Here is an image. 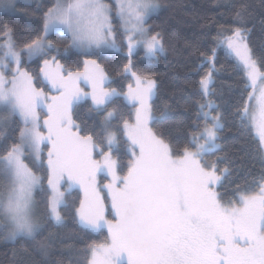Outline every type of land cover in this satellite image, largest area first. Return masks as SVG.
I'll return each mask as SVG.
<instances>
[{"label": "snow or ice", "instance_id": "snow-or-ice-1", "mask_svg": "<svg viewBox=\"0 0 264 264\" xmlns=\"http://www.w3.org/2000/svg\"><path fill=\"white\" fill-rule=\"evenodd\" d=\"M113 6L119 28L113 27ZM9 7L0 0V9ZM158 9L155 0H114L113 5L104 0H55L43 14L40 34L20 49L13 30L0 27V113L6 114L0 115V138H7V124L18 123L16 142L0 155V176L6 181L0 192V234L5 241L35 244L47 254L39 239L45 225L37 216L35 199L37 190H44L43 179L25 162L30 159L46 167L48 221L63 224L60 209L67 206L66 192L79 187L83 196L74 208L79 225L93 233L107 229L108 240L88 249L87 264H264V177L254 181L257 192H240L236 202L225 204L216 190L221 175L215 163L204 162L206 154L219 148L222 124L219 114H211L214 102L199 105L204 126L193 125L188 144L179 152L150 127L156 82L132 72V56L140 48L148 58L163 53L159 33L146 27ZM51 33L69 37L71 47L84 54L126 47L124 72L131 73L135 87L129 84L127 93L107 90L110 81L96 60H85L83 73L64 74L52 57L44 59L40 69L41 82L56 93L47 94L22 64L25 56L31 61L50 53ZM245 40L237 28L225 42L244 71L245 90L251 89L239 112L241 122L254 130L264 152V71ZM211 80L209 73L199 82L205 97ZM81 81L91 87L90 93L82 91ZM120 96L135 109L134 122L125 120L119 129L130 156L123 176L118 175L119 161L112 158L117 134L108 131L116 113L107 111ZM88 98L94 111L104 113L109 151L100 152L102 162L94 158L93 137L81 135L72 119L75 106ZM40 111L45 112L43 124ZM100 172L111 176L109 183H98ZM106 201L111 220L106 218Z\"/></svg>", "mask_w": 264, "mask_h": 264}, {"label": "trees", "instance_id": "trees-1", "mask_svg": "<svg viewBox=\"0 0 264 264\" xmlns=\"http://www.w3.org/2000/svg\"><path fill=\"white\" fill-rule=\"evenodd\" d=\"M161 7L159 13L147 20V28L159 33L164 53L158 58H146L139 50L132 56V70L143 79L156 82V94L152 101L155 117L152 130L179 152L188 144L193 125L203 127L204 120L198 117L199 105L214 102L212 112L221 117L222 129L218 132L219 148L206 154L208 163H215L221 182L216 190L222 202H236L240 192L253 193L258 190L254 181L264 177V153L250 126L242 123L239 112L247 101L246 77L242 67L227 47H219L225 34L230 36L237 28H243L252 57L264 71V0H155ZM55 0L38 3H21L16 13L0 12V27L7 25L13 30L18 49L40 34L43 14ZM119 20L113 14V27L119 28ZM55 49L47 55L55 56L64 66L65 74L84 70L85 60H96L110 81L106 88L126 93L132 83L131 73L124 72L128 63L126 47L118 52L84 54L71 47L70 38L60 33L48 37ZM119 44V39L117 40ZM213 51L215 57L213 58ZM50 57V56H49ZM32 75L38 88L50 92L42 83V58L22 64ZM211 73L208 96L202 95L199 82ZM135 87V81L133 82ZM208 108H205L207 110ZM107 111H115L109 131L116 132L118 145L113 155L119 161V173L126 175L130 159L126 138L121 129L125 120L134 121L133 108L126 104L123 96L115 98ZM72 119L79 126L80 134L91 135L93 142L102 150H109L104 125V113L92 109V102H80L72 111ZM7 138H0V155L16 142L18 123H9L3 128ZM34 172L43 179L44 190L35 194L39 217L45 230L39 237L46 245L47 254L31 243H11L0 239V264H87L88 249L108 240L107 229L93 233L83 229L74 215L82 194L74 190L66 195V207L61 208L62 225H53L47 219L46 167H37L26 160ZM227 169V173L224 172ZM108 181L103 177L101 183ZM106 203H109L106 201ZM107 217L113 218L110 206Z\"/></svg>", "mask_w": 264, "mask_h": 264}, {"label": "rangeland", "instance_id": "rangeland-1", "mask_svg": "<svg viewBox=\"0 0 264 264\" xmlns=\"http://www.w3.org/2000/svg\"><path fill=\"white\" fill-rule=\"evenodd\" d=\"M5 2H7V3H9V5H10V7H9V9L8 10H3V9H0V12H8V13H16V11H17V5L18 4H21V3H38V2H41V0H5ZM104 2L106 3V4H109V5H113V2H114V0H104ZM156 2V1H155ZM157 3V2H156ZM158 4V3H157ZM159 5V4H158ZM160 10H161V7H160V5H159V9H158V11H156L155 13H153L152 15H155V14H157V13H159L160 12ZM113 14H115V8H114V6H113ZM147 27V26H146ZM240 29H242L243 31H244V29L243 28H240ZM52 34V33H51ZM61 34V33H60ZM244 34H245V32H244ZM228 36H230L229 34H225V36L224 37H221L220 38V41H219V47H227V45H226V42H225V40H226V37H228ZM245 37H246V40H245V42L247 43V35L245 34ZM161 42H162V40H161ZM53 43V42H52ZM163 44V43H162ZM53 45H54V43H53ZM53 49H55V45H54V48ZM52 49V50H53ZM77 50V49H76ZM139 50H141V51H143L144 52V50H143V48H140V49H138L136 52H138ZM51 52V51H50ZM106 52H117V51H112V50H108V51H106ZM135 52V53H136ZM118 53H120V52H118ZM164 53V52H163ZM162 53V54H163ZM126 54H127V49H126ZM144 54H145V52H144ZM161 54V53H160ZM230 54H231V56L234 58V59H236L235 58V56L230 52ZM50 56V57H49ZM49 56H45V57H42V67H43V60L44 59H49V60H51L52 59V57H55V56H53V55H49ZM147 58V57H146ZM156 59L158 58V55L155 57ZM36 59V58H35ZM24 60H26V61H29L28 60V58H27V56H25L24 57ZM34 60V59H33ZM89 60V59H88ZM57 61V60H56ZM237 61V60H236ZM58 62V61H57ZM238 62V61H237ZM59 63V62H58ZM60 64V63H59ZM61 65V64H60ZM101 67V66H100ZM22 68L24 69V70H26L27 72H28V70L25 68V67H23L22 66ZM53 68H55V65H53ZM102 68V67H101ZM103 69V68H102ZM62 70H63V72H64V74H65V68H64V66L62 65ZM104 70V69H103ZM85 71V67H84V70L83 71H81L80 73H83ZM132 72H133V70H132ZM29 73V72H28ZM210 72H208V74H209ZM30 74V73H29ZM42 74V73H41ZM207 74V75H208ZM206 77V76H205ZM42 79H43V74H42ZM143 79V78H142ZM135 81V79L133 78V81H132V83H131V85L133 86V82ZM108 84V83H107ZM106 84V85H107ZM106 85H105V88H106ZM79 86H80V88L82 89V91L83 92H88V93H90L91 92V87L89 86V85H86L83 81H81L80 83H79ZM134 87V86H133ZM107 89V88H106ZM107 90H109V89H107ZM46 92V91H45ZM47 94H49V95H51V93H49V92H46ZM127 93V92H126ZM155 94H156V87H155ZM54 95V94H53ZM154 97H155V95L153 96V98H152V100L150 101V103H151V105H152V101H153V99H154ZM86 100H90L91 101V99L90 98H88V99H85V100H82L81 102H83V101H86ZM92 102V101H91ZM133 111L135 112V109L133 108ZM205 111H210L209 109H207V110H205ZM211 114L212 115H217V114H215V113H213L212 112V110H211ZM0 115H6V114H4V113H0ZM44 118H45V112L44 111H40V120H41V124H43V120H44ZM134 119H135V117H134ZM134 122V121H133ZM132 122V123H133ZM152 122L153 121H151L150 122V127H151V124H152ZM203 126H204V124H203ZM44 129L42 128V131H43ZM109 131V130H108ZM253 132H254V130H253ZM255 133V132H254ZM257 137V136H256ZM257 139H258V141H259V138L257 137ZM216 143H217V141H216ZM218 144V143H217ZM96 145V144H95ZM118 145V141H117V143H116V145H114L113 146V149H115L116 148V146ZM113 149H112V152H113ZM43 151H44V159H45V162H46V157H47V147H44V149H43ZM101 151H103V152H105V153H107L109 150H107V151H105V150H102V149H100V148H98V147H96V150L94 151V153H93V155H94V158L95 159H97V160H99V161H101L102 162V160H103V157L100 155V152ZM213 152V151H212ZM211 153V152H210ZM264 153V152H263ZM112 158L113 159H116L115 158V156L113 155V153H112ZM26 163H28L27 161H25ZM204 162L205 163H208V161H207V158H206V156H204ZM29 165V164H28ZM30 167V166H29ZM35 174L36 175H38V176H40L41 178H42V176L40 175V174H37L36 172H35ZM118 175H121L120 173H119V170H118ZM121 176H123V175H121ZM103 177H105V178H107L108 179V181L106 182V183H104V184H107V183H109L110 182V180H111V176L110 175H106L104 172H100V173H98V175H97V181H98V183L100 184V185H104V184H102L101 183V181H102V178ZM5 187H6V181H5V179L2 177V176H0V192H2V191H4L5 190ZM67 187V185H65V188ZM74 190H78V191H80L81 192V194L83 195V192L79 189V187H74V188H72L70 191H68V192H66V195L68 194V193H70V192H72V191H74ZM259 190V189H258ZM257 190V191H258ZM38 191V190H37ZM256 191V192H257ZM36 194V193H35ZM66 195H65V199H66ZM109 206H110V203H109ZM60 211H61V209H60ZM36 212H37V216H38V218H39V220H40V217H39V210H38V207H37V209H36ZM107 212H108V210L106 211V218L107 219H109L108 217H107ZM111 219H113V218H111ZM110 219V220H111ZM40 222H41V220H40ZM106 229V228H105ZM0 239H2V240H4L3 238H2V234H0ZM5 241V240H4Z\"/></svg>", "mask_w": 264, "mask_h": 264}]
</instances>
